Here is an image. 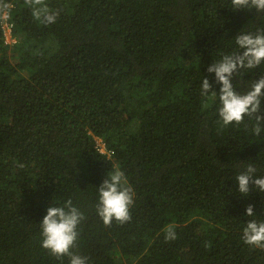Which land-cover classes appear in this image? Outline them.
<instances>
[{
    "label": "trees",
    "instance_id": "1",
    "mask_svg": "<svg viewBox=\"0 0 264 264\" xmlns=\"http://www.w3.org/2000/svg\"><path fill=\"white\" fill-rule=\"evenodd\" d=\"M5 3L18 38L6 43L0 14V264H68L41 247L39 224L69 199L85 217L72 251L88 264H264V249L242 240L248 221L264 222V193L242 195L235 180L249 164L264 176V121L258 136L254 117L224 127L219 94L201 95L207 68L240 51L241 32L264 31V12L231 0H46L59 15L43 25L24 0ZM261 75L264 62L240 69L234 88ZM116 168L133 189L131 219L105 226L98 188Z\"/></svg>",
    "mask_w": 264,
    "mask_h": 264
},
{
    "label": "clouds",
    "instance_id": "2",
    "mask_svg": "<svg viewBox=\"0 0 264 264\" xmlns=\"http://www.w3.org/2000/svg\"><path fill=\"white\" fill-rule=\"evenodd\" d=\"M24 4L31 9L32 16L43 25H51L56 22L59 11L49 8L46 0H24ZM232 9H255L257 13L264 12V0H231ZM11 5L0 0V14L5 19L2 24L4 38L7 44L17 40L13 35V26L6 20ZM11 42L7 41V38ZM235 43L239 52L224 54L219 61H215L208 68L209 74L214 73L212 81L204 78L201 84V95L218 93V115L222 126L227 127L233 123H243L245 117L255 118L256 125L253 128L255 135L261 133V101L264 98V75L255 79L248 91L241 94L233 85V76L240 69H254L264 62V31L257 33L241 32L235 37ZM242 50V51H241ZM213 84L220 85L219 92L211 91ZM95 146L103 156L110 157L111 150L104 140L94 136ZM256 168L249 164L246 169L235 177L238 182V192L248 195L250 187L264 193V176L255 175ZM134 193L128 185L123 171L116 168L107 173L106 178L98 188V202L95 206L96 214L101 218L105 226H110L115 220L118 224H124L131 219L130 208L134 203ZM254 215L253 206L248 205L246 216ZM85 219L84 214L73 205L71 199L63 206H50L46 210L40 225L41 247L47 250L56 259L67 257L68 264H88V258L72 251L76 246L79 236L77 231L80 223ZM176 234L169 226L165 230V239L174 240ZM242 240L246 245L264 249V222L250 220L243 229Z\"/></svg>",
    "mask_w": 264,
    "mask_h": 264
},
{
    "label": "rangeland",
    "instance_id": "3",
    "mask_svg": "<svg viewBox=\"0 0 264 264\" xmlns=\"http://www.w3.org/2000/svg\"><path fill=\"white\" fill-rule=\"evenodd\" d=\"M7 41H8V42H11V39L8 37V38H7Z\"/></svg>",
    "mask_w": 264,
    "mask_h": 264
}]
</instances>
